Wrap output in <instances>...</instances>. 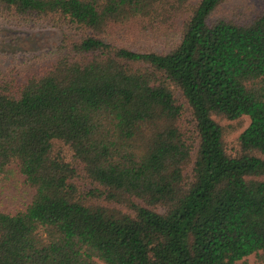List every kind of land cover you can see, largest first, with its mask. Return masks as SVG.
<instances>
[{
    "label": "trees",
    "instance_id": "trees-1",
    "mask_svg": "<svg viewBox=\"0 0 264 264\" xmlns=\"http://www.w3.org/2000/svg\"><path fill=\"white\" fill-rule=\"evenodd\" d=\"M231 1L0 0L76 38L0 76V186L32 191L0 264L264 263V2Z\"/></svg>",
    "mask_w": 264,
    "mask_h": 264
},
{
    "label": "rangeland",
    "instance_id": "rangeland-1",
    "mask_svg": "<svg viewBox=\"0 0 264 264\" xmlns=\"http://www.w3.org/2000/svg\"><path fill=\"white\" fill-rule=\"evenodd\" d=\"M264 0H232L222 7L221 16L236 19L256 15ZM164 28H162L163 30ZM75 34L63 27H53L40 20L30 23L9 14L0 13V76L17 83L32 72L38 71L54 56L62 42L74 41ZM249 120L222 121L228 153L234 155L237 138L247 128ZM190 170L187 176L190 177ZM32 191L23 184V178L15 173L10 181L0 186V209L15 213L22 210L31 199ZM246 264L259 263L255 256L245 259Z\"/></svg>",
    "mask_w": 264,
    "mask_h": 264
}]
</instances>
